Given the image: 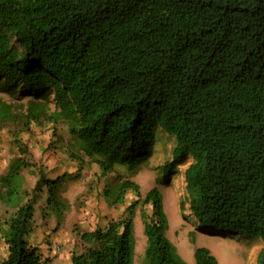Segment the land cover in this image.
Returning <instances> with one entry per match:
<instances>
[{"label":"trees","instance_id":"obj_1","mask_svg":"<svg viewBox=\"0 0 264 264\" xmlns=\"http://www.w3.org/2000/svg\"><path fill=\"white\" fill-rule=\"evenodd\" d=\"M0 125L28 128L64 121L69 153L105 172L148 161L159 130L175 137L172 157L145 194L117 175L104 197L134 199L126 212L79 230L71 264H135V210L141 205L146 264H188L168 235L159 183L184 169L189 205L208 230L245 232L264 240V0H0ZM24 128V127H23ZM0 174V199L16 210L3 230L1 264H51L27 239L33 197L22 195L31 162L22 140ZM62 175L43 171L47 204L69 207ZM29 193V192H27ZM195 264H219L196 245ZM254 264H264V245Z\"/></svg>","mask_w":264,"mask_h":264},{"label":"rangeland","instance_id":"obj_2","mask_svg":"<svg viewBox=\"0 0 264 264\" xmlns=\"http://www.w3.org/2000/svg\"><path fill=\"white\" fill-rule=\"evenodd\" d=\"M0 96L15 102L17 110H23L21 104L28 99L16 98L4 91H0ZM17 137V140H22L23 145L28 146L26 156L31 162L30 167H25L21 173L22 195L29 194V198L33 197L35 207L27 239L51 259V264H70L72 252L82 249L77 231L92 229L98 224L104 225L126 212L127 206L135 197L132 190L126 192L122 201L112 203L104 197L108 183H116L118 174L121 178L131 177L140 184L141 191L145 194L157 184L156 177L162 174L160 166L172 157L175 146V137L160 129L158 142L147 162L133 169L127 164L119 163L116 164V171L104 173L99 164L83 152L82 166L69 153L68 148L73 137L66 122L53 123L43 119L32 122L26 128L20 120H12L6 125H0V174L7 169L14 156L21 154L14 141ZM188 163L181 165V171L159 183L169 216L168 235L177 245L178 251L188 264H195L196 245L210 248L217 256L219 264H254L264 245L261 236L242 231L208 230L198 223L188 202L184 175ZM42 171L51 178L63 176L59 189L63 198L68 200L69 207L60 213L48 206L49 192L44 181L40 189H36ZM15 210V206L0 199V264L8 254V245L3 236V230L7 226L5 220ZM134 220L135 264H146L147 236L144 232L141 205L136 207Z\"/></svg>","mask_w":264,"mask_h":264},{"label":"crops","instance_id":"obj_3","mask_svg":"<svg viewBox=\"0 0 264 264\" xmlns=\"http://www.w3.org/2000/svg\"><path fill=\"white\" fill-rule=\"evenodd\" d=\"M73 253V252H72ZM59 264V263H58ZM60 264H62V262H60ZM70 264H71V262H70Z\"/></svg>","mask_w":264,"mask_h":264}]
</instances>
